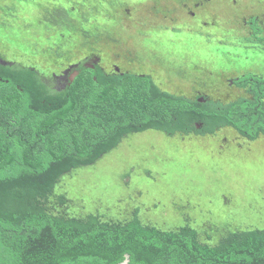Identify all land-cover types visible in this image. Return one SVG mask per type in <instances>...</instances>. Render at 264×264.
I'll return each instance as SVG.
<instances>
[{"label":"rangeland","instance_id":"obj_1","mask_svg":"<svg viewBox=\"0 0 264 264\" xmlns=\"http://www.w3.org/2000/svg\"><path fill=\"white\" fill-rule=\"evenodd\" d=\"M256 9L264 10V0H0V65L35 71L57 91L83 60L108 75L147 76L160 93L222 106L251 97L233 83L247 74L264 78V58L255 65L260 51L250 48L246 61L211 78L220 41L211 45L198 33L224 30L232 45H244L252 20L264 31V13ZM173 24L199 29L177 36ZM58 32L64 42L54 43ZM44 207L112 222L136 215L163 231L187 222L213 246L220 228L264 230V140L251 142L228 128L214 136L127 135L94 165L63 175Z\"/></svg>","mask_w":264,"mask_h":264},{"label":"trees","instance_id":"obj_2","mask_svg":"<svg viewBox=\"0 0 264 264\" xmlns=\"http://www.w3.org/2000/svg\"><path fill=\"white\" fill-rule=\"evenodd\" d=\"M249 28L244 45H232L235 38L224 30L198 33L211 45L212 39L220 41L214 43L217 66L207 70L211 78L233 71L250 48L260 51L254 56L261 65L264 31L255 20ZM198 29L172 31L181 36ZM62 35L52 41L64 42ZM190 69L201 71L196 63ZM72 76L55 91L35 71L0 65V264H122L126 257L129 264H264L262 229L220 228L221 237L211 246L187 222L163 231L136 215L112 222L92 215L71 218L44 207L63 175L94 165L127 135L150 130L214 136L228 128L251 142L264 140V78L247 74L235 80L251 97L220 106L160 93L147 76L108 75L83 60ZM64 199L60 196L59 204Z\"/></svg>","mask_w":264,"mask_h":264},{"label":"water","instance_id":"obj_3","mask_svg":"<svg viewBox=\"0 0 264 264\" xmlns=\"http://www.w3.org/2000/svg\"><path fill=\"white\" fill-rule=\"evenodd\" d=\"M76 75L77 74H75L74 76H76ZM74 76L71 78V81H73ZM128 260H129V257H126V260H124L122 264H129Z\"/></svg>","mask_w":264,"mask_h":264},{"label":"clouds","instance_id":"obj_4","mask_svg":"<svg viewBox=\"0 0 264 264\" xmlns=\"http://www.w3.org/2000/svg\"><path fill=\"white\" fill-rule=\"evenodd\" d=\"M72 77H73V76H72ZM72 77H71V78H72ZM70 80H71V79H70Z\"/></svg>","mask_w":264,"mask_h":264}]
</instances>
